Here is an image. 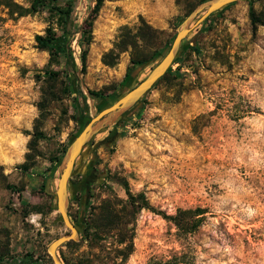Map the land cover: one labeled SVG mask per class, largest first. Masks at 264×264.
Returning <instances> with one entry per match:
<instances>
[{
  "label": "rangeland",
  "instance_id": "obj_1",
  "mask_svg": "<svg viewBox=\"0 0 264 264\" xmlns=\"http://www.w3.org/2000/svg\"><path fill=\"white\" fill-rule=\"evenodd\" d=\"M196 1L103 0L84 43L81 24L93 0H77L70 48L76 64L85 52L81 85L119 93L130 58L161 50L135 80L142 79ZM29 3L0 0V264H53L47 246L69 232L53 208L54 159L79 126L63 65L34 41L48 26L59 33L61 21ZM251 5L254 26L245 0L196 25L184 42L194 36L198 51H185L139 111L96 134L76 157L68 199L72 190L93 213L111 202L119 220L101 236L89 229L86 240L78 234L58 247L67 264H264V0ZM87 104L91 116L98 109ZM127 192L167 215L200 207L204 219L184 232L128 203ZM79 209L70 204L72 223Z\"/></svg>",
  "mask_w": 264,
  "mask_h": 264
},
{
  "label": "trees",
  "instance_id": "obj_2",
  "mask_svg": "<svg viewBox=\"0 0 264 264\" xmlns=\"http://www.w3.org/2000/svg\"><path fill=\"white\" fill-rule=\"evenodd\" d=\"M102 1L103 0H93L89 13L83 19V22L81 24V29H80V32H81L80 40H82L84 43H88L90 39L92 20L94 16L96 15L99 7L101 6ZM200 1L202 0H197L196 3L192 5V7L188 10V12ZM245 1L248 6V15H249L250 23L252 26H254L256 23H258L257 22L258 20H256L254 13H253L252 5H251L253 0H245ZM233 3L235 2L229 3L223 6L222 8L218 9L217 11L213 12L210 16H208L205 20H203L201 24L203 25L205 23H210L211 21H213V17L218 15L220 11L227 8L229 5ZM76 5H77V0H30L29 10L32 12H36L41 8H46L48 11L55 13L60 18L61 25L59 28V33H56L53 28L48 26L44 29L43 33L34 35V41L38 49L47 51L49 55V59L51 61L57 64L63 65V72L66 74V77H67L66 89L68 93L73 95L72 96L73 114L71 115V118L80 127L89 118L87 100L93 101V105L97 106V109H99L106 102L111 100L112 96L115 93L105 94L101 91L92 90L87 87H84L80 83V77L84 73V53L85 52L84 50H80L78 52L77 54L78 64H76L75 58L73 56V52L70 48V38L74 31ZM184 39L182 40L183 47L181 48L178 56L175 58L172 64L177 63L185 51L187 50H190L192 52L198 51L194 36H192L186 42H184ZM168 46L169 45H166L167 48ZM160 52L161 50L151 52L148 55L143 56V57L138 56V57L130 58L129 64L125 67L124 74L118 83L119 92H121L122 90L126 88H129L131 85L137 82L135 79L137 78L140 71L145 66L154 62L157 59V57L160 55ZM177 69H178L177 67L171 68V66H169L166 72L155 81L152 87L159 80L163 79L166 75H171L174 72H176ZM46 73L47 74L52 73L53 75L58 74L57 71H54V72L50 71ZM144 96L140 99L139 102L143 101ZM137 105L134 108H132L131 111L133 113H134L133 109L134 110L136 109V111H139L140 108L137 107ZM124 116L117 119L115 123L119 120H123ZM110 136L111 135L107 136L101 142L107 141ZM90 141L88 143H90ZM87 144L85 146H87ZM63 151L64 150L62 149V152ZM61 155H59L58 157H56V159H54L56 161V164L59 162ZM25 169H26L25 166H21V170H25ZM40 186L42 188L45 186V179L42 180ZM7 187L9 189H13V188L15 189L14 185H8ZM17 191H19V189ZM71 194H72V198L69 199L68 210H69L70 204L73 201L78 203L79 208H80L77 211L78 220H76L74 224L79 226L78 232L80 234L79 235L80 239L86 240L88 238L89 229H93L96 232V234H99V236H101L105 232L113 228L114 225L117 224L119 217L117 213L115 212L111 202H108L106 205L99 206L96 213L87 212V207H88L87 200H85L84 202L77 200L75 194L73 195L72 190H71ZM127 197H128L127 202L131 203L132 205H136L135 206L136 208L145 207L151 211H154L160 214L163 218L172 220L175 226L184 232H189L192 229L196 228L204 219V210L200 207H196L192 210L191 209L178 210L174 215H167V214H163L162 212H158L154 208L149 206V204L145 202L141 196H137L135 197L136 199H134V196H132L131 194H128ZM188 213H190L188 215L189 219L186 220V218L184 217V214H188ZM69 215H71V213L68 211V216ZM71 242H72L71 240L65 241L59 247H61L62 245H67ZM59 253H60L61 259L64 261L65 264H67L66 258L63 255V253L62 252H59Z\"/></svg>",
  "mask_w": 264,
  "mask_h": 264
},
{
  "label": "water",
  "instance_id": "obj_3",
  "mask_svg": "<svg viewBox=\"0 0 264 264\" xmlns=\"http://www.w3.org/2000/svg\"><path fill=\"white\" fill-rule=\"evenodd\" d=\"M241 0H202L198 2L180 21L168 48L162 56L150 67L145 76L131 85L129 88L115 93L112 99L106 102L101 108L95 111L78 128L68 141L57 165L58 180L54 190L53 206L57 210L62 223L69 232L61 234L53 239L47 246V251L53 264H62L56 253L57 248L68 240L78 239V225L72 223L68 216V178L74 172L76 157L80 155L83 147L99 132L104 131L120 117L128 114L134 108L146 92L152 87L155 81L160 78L172 65L183 47L182 40L191 30L213 12L223 6Z\"/></svg>",
  "mask_w": 264,
  "mask_h": 264
}]
</instances>
